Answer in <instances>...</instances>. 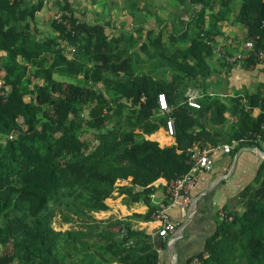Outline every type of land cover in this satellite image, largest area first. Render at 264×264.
Segmentation results:
<instances>
[{
  "label": "trees",
  "instance_id": "16d2710c",
  "mask_svg": "<svg viewBox=\"0 0 264 264\" xmlns=\"http://www.w3.org/2000/svg\"><path fill=\"white\" fill-rule=\"evenodd\" d=\"M178 1L201 7L186 30L167 39L151 30L140 44L133 33L114 35L107 25L72 14L73 31L53 18L56 36L42 35L37 12L49 2L0 0V264L129 262L137 241L129 244L113 232L88 239L95 213L107 210L116 193L150 203L153 183L186 173V149L210 141V133L218 134L214 126L228 121L226 102L208 92L213 48L205 37L220 31L213 21L207 26V10L221 7L217 19L223 20L233 0ZM60 7L70 13V5ZM236 17L250 39L260 37V46L264 0H242ZM195 89L200 108L187 103ZM162 92L176 116L172 146L147 137L166 124L168 114L158 106ZM232 112L241 113L233 138L244 139L234 155L243 145H258L264 112L256 119L236 105ZM240 198L242 208L220 220L201 264H264V159ZM117 225L134 239L141 236L126 222L111 223ZM140 258L133 264H158L151 248Z\"/></svg>",
  "mask_w": 264,
  "mask_h": 264
},
{
  "label": "crops",
  "instance_id": "0c3cea01",
  "mask_svg": "<svg viewBox=\"0 0 264 264\" xmlns=\"http://www.w3.org/2000/svg\"><path fill=\"white\" fill-rule=\"evenodd\" d=\"M38 1L27 0L30 4L39 3ZM241 2L242 0H233V10L231 13L225 12L226 18L223 20L217 19L221 7H210L207 10V26L209 21H213L220 30L215 39H210L223 45L231 54L242 51L250 39L246 27L236 17ZM65 4L70 5L69 12L82 22L107 25V32L114 35L133 33L140 44L148 41L147 34L151 30L155 35L163 34L165 39L174 31L180 35L186 30L195 9L201 8L198 5L190 6L189 2L182 4L178 0H50L37 12L36 24L42 35L56 36L53 31L49 33V26L54 13ZM137 29H142L141 33L138 34ZM210 65L212 74L208 79V92L225 101L230 112L226 114V123L214 126L218 129L216 137L210 133V141H200L213 147L212 170H202L197 174L196 182L190 190L192 199L187 207L174 205L168 208L170 219L176 223L177 229L168 236L161 237L158 234L159 222L153 218V213L148 215L150 210L156 211L162 202H166L168 181L160 178L153 183L155 190L149 196L150 203L136 201L126 193H116L107 199L109 207L95 213L96 221L88 239L120 234L122 226H111V223L123 221L131 231L141 233L135 239L127 236L129 244L135 241L138 243L139 249L132 251L133 260L139 262L140 255L144 256L151 248L158 253V264H187L189 259L205 252L208 239L215 235L219 222L226 213L242 208L240 193L253 182L262 158L244 148L249 145H243L232 155L222 149V144H230L227 140L232 139L231 144L236 147L238 142L244 141L243 138H233V133L238 131L241 122V113L232 112L235 105L251 119L258 118L264 112V102L260 100V97L264 98V63L244 62L230 67L213 53ZM200 92L198 89L191 91L190 99L196 100ZM251 126L249 123L244 128L246 136L252 130ZM147 137L158 141L161 146L177 144L176 138L168 135L165 126ZM255 142L258 143L256 147L264 149V132L257 134ZM119 183L126 185L128 181L121 180ZM63 225V230L70 228V225L68 228L65 227L67 224ZM119 234L117 239H121ZM132 259L129 262L116 261L111 264H133Z\"/></svg>",
  "mask_w": 264,
  "mask_h": 264
},
{
  "label": "built area",
  "instance_id": "2783aa9c",
  "mask_svg": "<svg viewBox=\"0 0 264 264\" xmlns=\"http://www.w3.org/2000/svg\"><path fill=\"white\" fill-rule=\"evenodd\" d=\"M45 3L50 2V0H42ZM54 20L57 22L64 23L70 31H73V23L71 22V13H65L62 10H57L53 15ZM204 35V34H202ZM258 36L257 39H249L245 44V48L237 53H229L223 45L215 43L212 39L205 37L207 44L212 46L213 53L217 58L221 59L227 65H240L247 60L254 59L260 63H264V37L262 38L263 43L258 46ZM74 52L75 47L71 48ZM187 103L189 106L194 108H200V103L193 99H188ZM158 106L162 113L168 114L166 120L165 129L169 136L176 138L177 128H176V116L172 113L174 107L168 102L167 96L164 92L158 94ZM262 130L264 132V121L262 123ZM235 148L232 144H222V149L225 152H231ZM213 147L208 144H204L200 141L194 142L191 146L186 149V156L188 158V163L190 164V169L182 174L181 176L168 181L167 183V195H165L166 202H162L161 206L153 212V218L159 222L158 234L161 237H166L170 233L177 229L176 223H174L168 214V208L170 206H178L185 208L190 204L191 195L190 190L194 186L197 174L204 170L210 171L214 166V162L211 158V152ZM129 230L127 227H122L120 229V237H127ZM207 257V253H204L202 257L196 255L188 260L187 264H201L203 258Z\"/></svg>",
  "mask_w": 264,
  "mask_h": 264
},
{
  "label": "water",
  "instance_id": "95a60500",
  "mask_svg": "<svg viewBox=\"0 0 264 264\" xmlns=\"http://www.w3.org/2000/svg\"><path fill=\"white\" fill-rule=\"evenodd\" d=\"M244 148L252 151L253 153L260 156L262 159H264V149H262L260 147H256V146H246ZM172 246H174V244Z\"/></svg>",
  "mask_w": 264,
  "mask_h": 264
},
{
  "label": "rangeland",
  "instance_id": "374dc122",
  "mask_svg": "<svg viewBox=\"0 0 264 264\" xmlns=\"http://www.w3.org/2000/svg\"><path fill=\"white\" fill-rule=\"evenodd\" d=\"M49 27H50V26H49ZM49 33H52V29H51V27H50V31H49ZM49 33H48V34H49ZM49 35H50V34H49ZM57 225H59V224H57ZM69 225H70V224H67V225H65V227L68 228ZM63 227H64V225H63Z\"/></svg>",
  "mask_w": 264,
  "mask_h": 264
}]
</instances>
